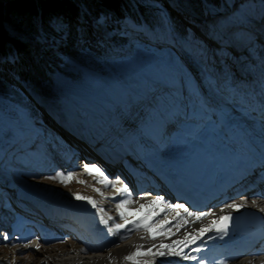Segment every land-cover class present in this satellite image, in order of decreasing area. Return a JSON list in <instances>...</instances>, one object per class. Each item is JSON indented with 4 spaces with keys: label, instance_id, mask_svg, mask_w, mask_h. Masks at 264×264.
<instances>
[{
    "label": "bare ground",
    "instance_id": "obj_1",
    "mask_svg": "<svg viewBox=\"0 0 264 264\" xmlns=\"http://www.w3.org/2000/svg\"><path fill=\"white\" fill-rule=\"evenodd\" d=\"M168 4L170 5V2H168ZM244 4L237 6V9H240L243 16H247L246 21L239 22L233 17H226L225 21L228 23L226 34H222L221 31L217 32L218 24L212 21L213 19L201 18L197 20L190 12L189 14L191 16L186 13L183 15V19L180 18L179 20L183 25H188L189 30L193 32L194 35V37L191 38L194 40L192 53H194L196 57L192 56L190 50L189 52L191 54L180 49L183 53L181 54L191 64L190 65L186 61L192 70V79L186 82L184 80L182 84L180 83L175 86L176 91H180L178 98L183 102L180 109L186 114L187 112L192 114L189 123L187 121V124H178L176 119L168 112L167 106L159 107L158 105H154L148 112L144 113L142 110L143 102L152 99V90H154L156 96L159 95L165 100L172 99L173 94L171 91L172 87L167 86L160 81L153 80L145 72L142 73L143 70L139 67H135L136 72L144 74L146 79H148V83H145V81L143 82V77L138 74L137 79L142 81L141 83L143 86H139L137 89H133L127 80L117 82L111 77L105 76L112 85L114 84L116 86V89L119 92L118 98H115V94L109 93L108 89L100 84L99 81L96 82L98 85V90L95 92L97 100V104H95L97 110L100 111V113L109 114L108 110H106V106L103 107L100 104L102 99H109V101L112 102L115 107L114 113H116L121 107H123L122 110H126L130 107L133 110V113L139 117L138 125L135 126L130 134L134 137V143L153 144V147L148 150V153L144 154L146 155V158L150 159L149 161L155 159L154 164L159 166L163 163H172L174 166V176H178L188 189H194L201 193H206L210 189L216 187L214 172L218 174L219 172L224 171L222 160L220 159L218 161L219 154L223 151V143L220 139L221 134H225L226 136L230 135V137H232L231 134H244L248 138L253 137L260 140H263L264 138V130L260 121L264 119V51H262L264 50V47L261 48V45L257 41L248 45L254 37L264 38V10L260 8L249 9L246 8ZM259 13L263 16L260 19L259 16H256ZM254 17L257 19H253ZM198 18L200 17L198 16ZM189 20L193 25L190 24ZM209 22L211 23L209 24ZM195 27H199L198 32L193 31V28ZM215 31L216 33H214ZM186 32V38H188L187 28ZM145 38H152V40L158 41L161 40L162 42L165 41V38L153 39L155 37H153L152 33L150 35L144 34V36L139 37L141 40ZM220 41L230 47L227 48L229 50H232L231 48H237V56L240 57V60L236 64L231 56L225 57V61L220 59L219 54H217L219 51L218 43ZM177 43L181 45V41L177 40V35L174 33V43H172V46L176 48V46H178ZM243 46H247L248 50L246 51L245 49H242L241 47ZM202 57L204 63L199 64L202 63ZM194 58L200 60V62H196ZM205 71H211L212 74L210 73V76L205 75ZM253 77L258 78L259 81L253 83L251 87L246 88L247 91L253 93L249 105L247 108H244V104L241 101L238 103L240 104L241 109L236 108L231 103L232 101L230 98L236 99L238 97L237 88L242 87L233 84V81L236 79L248 80ZM197 82V87H194ZM186 90H193L195 95L190 99L187 98L184 92ZM134 92L137 93L139 100L133 99L132 95ZM247 93L250 94V92ZM110 95H112L114 100L110 98ZM52 114L57 122L60 114ZM193 115L196 117L195 119H192L194 117ZM74 127H72V129H74ZM72 129L71 131H73ZM77 129L78 133H84L78 127ZM81 137H84V140L89 142H87V145L91 148L92 138L83 134ZM71 141L74 144L79 143L80 146H82L81 149H84L83 151L75 147V152H71L73 153V156L74 154L76 157L79 155L75 163L70 165L71 168H84L85 164L91 165L95 162L92 160L91 156L92 149L86 148L82 141L77 142L73 137ZM116 150L117 153L122 151L119 146L116 147L115 151ZM152 153H154V158L151 156ZM89 159L90 161H86L87 163L84 161ZM119 170L122 171V168L119 167ZM92 176L100 181L103 179L97 173H93ZM104 176L107 177V180L110 183L106 184L101 182L102 185L114 190L111 193L104 192L105 196L110 198V201L106 199V204H104L106 201L104 203L101 201H99V203L96 202L93 196L82 191L63 190L60 189L58 185L48 182L32 181L29 183L31 188L35 187L41 194H43L44 198L42 199V204H47L49 208L51 207L49 210H56L54 204L60 205V210H66V212L71 214L70 217H72L73 214L80 215V220L91 225L84 227L89 230V232H87L84 229L79 228V225L77 224L70 222L67 223V221H65L60 215H54V219L50 220L51 223H60V226L65 230L67 227L68 233L71 231L77 232L81 236L78 238L79 242L72 241L70 247L63 249L62 260H60L61 258L59 257L53 256L51 252H48L41 261H35L34 264H135V261L124 259L126 255L135 251V246L143 245L146 249L153 245H159L160 243L167 244L171 243L172 240L181 239L183 238V234L187 232H191L193 235H198L196 230L212 225V222L217 220L219 216H231L234 212L241 213L244 211L243 208L239 210L225 208V204L233 202L241 204L239 198L236 196H229L225 199L216 201L205 210H202V212L212 213L211 215H207L199 221L195 220L194 217H188L187 219L189 220V223L175 236L169 237L161 234L157 235L156 239L153 240L151 239V234L145 229H141V227L140 235L136 232H130L125 239H120L117 236L110 238L107 230H104L106 225L102 224L100 219L103 217L105 220H110L113 225L124 223L123 220L119 219V211L116 205L121 200L128 199V194H119L117 192V189L122 187V184L116 183L117 179L109 177L107 174H104ZM112 183H116L115 188L111 186ZM132 190L133 192L129 194L133 202L125 206L129 218L138 219L149 213L150 207H157L149 206L137 211L142 204L149 205V202L153 199L147 197L144 192L137 191L134 186ZM228 193L229 191L227 194ZM75 194L90 197L95 202L96 207L93 208L92 205L88 204L86 201L76 200L74 198ZM24 195L26 194L24 193ZM26 200L34 201L35 199H33V197H26ZM101 209L103 211H101ZM221 209H223V211H221ZM176 213L177 211L168 214L166 211L164 213L161 211L160 214L164 217L159 221L153 222V233L156 232V227L161 222L165 220L175 222ZM109 217L112 219H109ZM154 218H156V216ZM129 226H132V229H134L133 225H127V228ZM19 227L17 228L16 233L20 230ZM37 227L39 226L37 225ZM172 231L175 232L176 229L173 228ZM124 232H126V229ZM129 234H131V237H129ZM223 235V232H217L216 227L213 226L210 232L205 233L203 237L197 240L196 244H191L188 248H185L184 251L189 252L191 255L198 258H203L205 264H264V255L258 254L256 258H259L253 260L252 251L238 258L235 255L226 256L220 251L221 244H219V242L222 241V238L220 237ZM209 237H212V239H209ZM32 238L36 237L28 236L25 233L15 240L23 241L22 243H30L33 241L31 240ZM87 239L110 242V245L100 250H94L95 252H93L90 250L91 248L89 244H87ZM35 240H37V238ZM40 246L41 245L36 241L34 248L37 249L40 248ZM31 247L32 245L30 244L28 248L30 249ZM196 247L201 248V251H192V249ZM210 249L212 250L211 252ZM153 251H156V249L153 248ZM13 257L14 262L19 264L25 263L24 258H21V256L14 255ZM166 258L173 259L177 263H180L181 260H183L184 264H198L197 261L184 260L179 256L171 255H166L164 257L154 255L138 256L136 257V260L139 261L140 264H161ZM9 260L11 264V258H9Z\"/></svg>",
    "mask_w": 264,
    "mask_h": 264
},
{
    "label": "rangeland",
    "instance_id": "obj_2",
    "mask_svg": "<svg viewBox=\"0 0 264 264\" xmlns=\"http://www.w3.org/2000/svg\"><path fill=\"white\" fill-rule=\"evenodd\" d=\"M165 1L167 0H129L128 9L120 16L115 14L114 16H106L102 13L94 18L91 22L90 31L95 33L93 35H95L96 40L90 37L89 44L99 46L97 41L99 39L104 42V46L112 47L114 53L98 57L95 53L90 52L87 53L84 61L80 58L72 59L70 57L65 62H61L60 68L52 72L54 83L47 97L36 96L33 90L30 91L26 88L24 89L28 94L22 92L21 89L17 92L6 77L0 78V146L16 142L24 136L22 131L25 130L34 132L32 133L34 135H32L30 143L25 145L24 149L35 148L36 145L42 144L41 151H36L37 153L32 155L36 160L28 158L27 153L25 159L15 155V158L18 159V166L10 165L9 161L6 163L8 164L6 167L0 166V256L5 254L3 258H11V264H19L14 262V255L24 258V264H34L35 261H41L48 252L62 260L63 249L70 247V243L73 241L70 236L60 238L54 244H42L40 248H37L38 250L35 248L29 249V245L22 243L23 241L20 240L4 241L3 234L6 233L10 236L14 224L20 218L19 211L16 209L18 197L14 196V192H17L18 187V196L33 197L35 200L36 197H40L42 200L44 198L43 194L35 187L31 188L29 183L32 181L48 182L58 185L63 190H78L88 193L96 201L100 199L103 203L106 201L104 204L107 203L104 190L108 191L109 189L111 191L110 187L101 188L100 181L93 178L92 174L86 172L84 168L74 169L70 167L71 164L69 166L64 164L72 159L71 163H74V158L77 160L79 156L76 157L75 154L73 156L74 149L75 147L79 149L82 147L79 143L71 145L70 140L72 137L77 142L82 141L86 148H90L87 145L88 141L81 137L83 133H70L71 131L68 130L69 139L68 131L65 129L69 125L70 117L72 121H76V112L81 111L83 106H86L95 114L100 113L96 106L95 92L98 90L96 82L99 81L108 89L109 93L115 94V98H118L119 92L116 86L112 85L105 76H109L117 82L127 80L133 89H137V87L143 86L140 80L137 79L138 74L143 77V82L148 83V79L142 74L145 72L150 78H156L160 82L162 81L163 84L166 83L171 87H175L183 83L184 71H192L190 69L191 64L182 55L181 51L189 52L190 50L192 53L194 44V40L191 39L194 37L193 32L189 30L188 25H183L179 21L180 18L183 19L184 14L189 15L188 12L191 10L193 12L192 16L199 20L201 19L199 14L202 11L206 16V14L214 13L213 11H216V8L223 10L226 5L236 7L244 3L246 8L264 10L263 0H218L219 3L216 5L213 1L206 2L203 0L202 8L197 0H193L190 8L183 5L179 0ZM168 2H170V5ZM162 3H166L168 8H164L166 5ZM140 4H144L151 9L144 11ZM170 9L175 10V12ZM75 17L78 19V23H75V29L78 33H81L84 25L87 24V20L82 15H75ZM53 23L60 35L55 37L56 41L54 43L48 40L46 45H38L40 53L50 52L52 49L58 48V45L64 43V34L67 35L69 32L68 22L61 17H54ZM190 24L192 23L190 22ZM186 28L188 38L184 36ZM198 28H193V31L198 32ZM175 31H178L183 38L181 45L177 43L176 48L172 46ZM123 33H125V36ZM151 33L155 37L153 39L165 38V41L155 40L156 42H154L147 40L148 38H145L146 40L139 39L140 36L150 35ZM118 41L122 42L121 46H119ZM114 46L119 48L118 52H121V55L116 52ZM192 56H195V54L192 53ZM194 60L200 62L196 58ZM201 61L202 63L199 64L204 63L203 57ZM49 63L51 64L50 61ZM135 67L141 68L143 72L137 73ZM210 73L212 74L211 71H205V75L210 76ZM18 83L23 86L25 84L24 81ZM132 97L139 100L136 92L133 93ZM110 98L114 100L112 95H110ZM72 104H74V107L71 106ZM100 104L103 107H108V111L114 113L115 107L109 99H102ZM70 108L73 110L72 113L66 114L61 111ZM121 108L123 109V107ZM56 112L62 115L58 118L60 123L55 121L52 114ZM116 113L114 114L116 115ZM118 113L120 114V112ZM81 150L84 151V149ZM63 157L65 158L64 162ZM3 172H6L9 176L14 175L12 181L6 178ZM57 173H72V176L66 183L61 182L59 179H46V177L55 176ZM66 230L68 232L67 227ZM35 239L32 238L31 240L36 242ZM31 244L33 245V243Z\"/></svg>",
    "mask_w": 264,
    "mask_h": 264
},
{
    "label": "trees",
    "instance_id": "obj_3",
    "mask_svg": "<svg viewBox=\"0 0 264 264\" xmlns=\"http://www.w3.org/2000/svg\"><path fill=\"white\" fill-rule=\"evenodd\" d=\"M179 1L189 8L193 4V0ZM197 1L202 8L203 0ZM205 1L219 3L218 0ZM140 5L144 11L151 9ZM128 7L129 0H0V78L6 77L17 92L20 89L26 92L18 80L26 81L39 96L47 97L54 83L52 72L60 68L61 62L70 57L84 61L90 52L98 57L114 53L99 39V46L89 44L90 37L95 39L90 31L91 22L102 13L120 16ZM75 15H82L87 20L81 33L75 29V23H78ZM58 16L68 22L65 41L50 52L40 53L38 45L48 40L54 43L55 37L60 35L53 23L54 17ZM184 33L187 35L186 30ZM21 153L14 145L0 146V166L6 167L8 161L14 163L15 155L21 157Z\"/></svg>",
    "mask_w": 264,
    "mask_h": 264
},
{
    "label": "snow or ice",
    "instance_id": "obj_4",
    "mask_svg": "<svg viewBox=\"0 0 264 264\" xmlns=\"http://www.w3.org/2000/svg\"><path fill=\"white\" fill-rule=\"evenodd\" d=\"M84 169L89 174H93V173L99 174V176L103 178L101 180L102 183H106V184L110 183L107 180V177L104 176V172L97 165L85 164ZM71 176H72V173H68V174L57 173L55 176L46 177V179H50V180L59 179L61 180V182L66 183L70 179ZM116 183H119V180H117ZM116 183H112L111 186L115 188ZM117 192L119 194H128V199H123L116 205L119 211L120 219L124 221V223L122 224L121 223L115 224V229L117 232H119V230L121 229H126L127 231L130 232L133 229L127 228V225H133L134 228H141V227L144 228L146 231H148L151 234V239L155 240L156 236L161 235V234L169 236V237L175 236L178 232L181 231L182 228H185L186 225L189 223V220L187 219L188 217H194L195 220L199 221L203 217L212 214L209 212L192 211L183 203L168 204L167 201H165L163 196H156L153 200L149 202V205L142 204L140 206V209H137V211H140L143 208L149 207V206H157V207L151 208L149 213L145 214L142 217H139L138 219L129 218L128 211L125 208L126 205L133 202L129 194V188L125 184L122 187L118 188ZM74 198L78 201H86L88 204H91L93 208L96 207L95 202L90 197H85L79 194H75ZM252 203L255 204L256 202L253 201ZM224 207L239 210L243 208L244 205L233 202V203L225 204ZM168 208L182 209L183 212L177 211L175 222L171 220H165L161 222L159 225H157L156 232L153 233V218L155 216H159L161 211H166ZM101 211L103 210L101 209ZM221 211H223V209H221ZM109 219H112V218L109 217ZM230 219H231L230 216L221 215L218 217L217 220H214L212 222V225L208 227H202L196 230L198 232V235H193L191 232H187L183 234V238L172 240L171 243H167V244L160 243L159 245H153L146 249L144 248L143 245L135 246V251L131 252L129 255H126L124 259L135 261V264H140V262L136 260V257L138 256L154 255V256L164 257L166 255H171V256H179L184 260H194V261H197L198 264H205V260L203 258H198L196 256H193L189 252H185L184 249L188 248L191 244H196L197 240L203 237L205 233L210 232L213 226L216 227L217 232H223L224 235H226L227 234V222ZM100 222L105 225L108 224V220H105L103 217H101ZM173 228L176 229L175 232L172 231ZM109 231H112V229L109 228ZM125 238L126 236H120V239H125ZM220 238H223V236H221ZM209 239H212V237H209ZM3 240L4 241L9 240V236L6 233L3 234ZM153 248H155L156 251H153ZM192 251L199 252L201 251V248L196 247V248H193Z\"/></svg>",
    "mask_w": 264,
    "mask_h": 264
}]
</instances>
